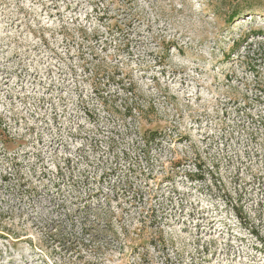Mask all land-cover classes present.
<instances>
[{"label": "rangeland", "instance_id": "1", "mask_svg": "<svg viewBox=\"0 0 264 264\" xmlns=\"http://www.w3.org/2000/svg\"><path fill=\"white\" fill-rule=\"evenodd\" d=\"M0 264H264V0H0Z\"/></svg>", "mask_w": 264, "mask_h": 264}, {"label": "trees", "instance_id": "2", "mask_svg": "<svg viewBox=\"0 0 264 264\" xmlns=\"http://www.w3.org/2000/svg\"><path fill=\"white\" fill-rule=\"evenodd\" d=\"M130 111H131V113H132L133 110H130ZM153 135H154V133H153Z\"/></svg>", "mask_w": 264, "mask_h": 264}]
</instances>
